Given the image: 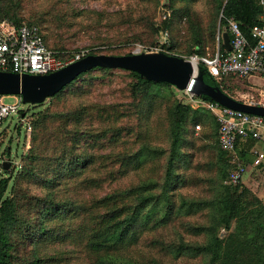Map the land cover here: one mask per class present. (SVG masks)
I'll use <instances>...</instances> for the list:
<instances>
[{
  "label": "trees",
  "instance_id": "trees-1",
  "mask_svg": "<svg viewBox=\"0 0 264 264\" xmlns=\"http://www.w3.org/2000/svg\"><path fill=\"white\" fill-rule=\"evenodd\" d=\"M72 1L73 19L89 14L87 8H78L75 0L60 3L70 7ZM141 1L155 5L159 0ZM192 1L166 0L170 13L161 23L155 25L141 14L143 24L138 31H132V24L139 21L128 12L114 13L123 36L108 43H90L91 50L81 57L102 53L97 48L101 44L115 50L114 55L131 54L122 52V46H154L160 32L170 30L173 22L182 18L193 33L186 56L212 55L205 48L215 42L217 20L221 29L227 18H233L252 41L251 29L264 14V6L255 0H212L213 10L204 25L194 21L189 6ZM19 4V0H4L0 20L36 25L47 48L57 58L71 60L73 54L63 44H48L47 33L39 25L40 18L45 19L25 20ZM94 12L100 20V11ZM55 16L59 21L66 19L62 10ZM177 47L171 42L163 49L180 56L173 53ZM115 71L128 76L123 100L70 103L72 95L104 85L103 78ZM198 73L207 84L229 94L227 82L216 80L204 65H198ZM172 88L134 71L94 67L34 105L44 108L30 122V144L23 165L12 173L1 164L0 264H264L263 200L242 180L228 182L238 165L250 166L256 141L247 138L237 141L232 150L222 149L215 116L176 99ZM161 105H166L167 149L154 147L147 139V121ZM188 125H201V139L210 141L205 147L211 154L204 163L192 165L193 154L185 151L194 145L187 138ZM162 158L164 168L159 174L157 164ZM190 168L207 174L191 175L187 173ZM128 171L135 173L136 181L120 185ZM189 183L205 185L209 195L189 197L177 190ZM199 213L202 222L187 220ZM142 240L146 251L138 248Z\"/></svg>",
  "mask_w": 264,
  "mask_h": 264
},
{
  "label": "rangeland",
  "instance_id": "rangeland-1",
  "mask_svg": "<svg viewBox=\"0 0 264 264\" xmlns=\"http://www.w3.org/2000/svg\"><path fill=\"white\" fill-rule=\"evenodd\" d=\"M165 1L166 0H159L158 3L154 5L152 2L147 3L141 0H75V5L78 6V8H87L90 12H88L89 14H83L73 19V1L69 7L67 4H61L60 0H19V13L25 20L37 19L40 17L44 18V21L40 18L39 25L44 32L47 33L48 44H63L66 51L73 54L74 58L75 55H82L89 52V50H91L89 47L90 43H108L123 36L125 32L122 30V27L118 29V17L114 15V13L121 14L128 12L134 20H138L139 24H132V31H138L143 24V19H140L141 14H144V17L148 19L151 18L155 25H159L163 20V15L167 16L170 13L169 9L164 4ZM1 3H4V0H0V7ZM183 3L184 2H178V5ZM189 6L194 13V21L198 19V21L205 25L213 10L212 0H194L190 2ZM60 10L66 15L65 20L59 21L56 19L55 13ZM94 11H100L102 16L100 20ZM73 22L75 26H73ZM132 31L128 32V34ZM166 32V44L174 42L179 46L173 50V53L188 58V56H186V51L191 47V37L193 33L188 29L187 20L185 18L175 20L171 29ZM205 35H207V33ZM158 40H161V37H158ZM98 46L100 47L97 48L102 50L104 54L115 53V50L107 48L106 45L101 44ZM216 47L217 43L215 37V42L212 45H207L205 48L206 53H214ZM121 48L122 52L130 51L134 53L143 51V46L139 43L133 44L131 48L130 46H122ZM140 48L141 50L139 51ZM99 81L101 80L99 79ZM103 82L105 83L104 85L92 88V91L88 93L83 95H72L70 97V103L75 106L80 102L85 104L90 102L110 103L123 100L124 92L122 93V91L128 82L126 73L115 71L113 75L103 78ZM226 82V90H228L229 95L233 98L246 103L250 102L264 105V80L255 77L250 79L228 78L225 80V83ZM172 90L176 99H180L187 103L185 91H180L176 88H172ZM1 96L2 101L5 103L13 104L19 100V96L16 95ZM169 99H172L170 95ZM17 106L18 109L24 110L25 112L10 113L8 117L0 122V175H3L4 169L1 167L3 161H8L7 170L12 171V173L18 171L23 165V157L24 154L27 153L30 144V128L28 129V127L36 112L44 108V105L39 107L23 102H19ZM165 106L166 105H161L147 121L150 128L147 139L154 147H164L167 149L169 138L167 136L168 121L166 118ZM141 122H144L143 119H141ZM187 128V138L194 142V145L193 147L188 146L185 148V151L189 154H193L192 157H190L192 165H196L198 162L204 163L209 159L211 154V151L205 147V144L210 143V141L201 139V125L198 128L196 125L194 127L188 125ZM255 148L264 151V144L256 142L254 149ZM7 153H9L8 157L6 155ZM249 155L251 156L252 154L249 153ZM251 158L253 159L252 156ZM164 162L165 159L162 158L160 164L159 162L157 164V168L159 167V174L163 173ZM248 166L249 165H247L245 172L242 174L241 180L243 184L260 197L264 203V165L262 169H260V167L250 168V166ZM139 173L141 175L144 174L141 172ZM187 173L197 176L207 174L195 168H190ZM136 179L135 173L133 171H128V174L122 178L120 185L135 182ZM205 187L206 186L203 184L189 183L177 190L189 197H204L209 195ZM187 220L190 222H202L204 219L199 213L187 217ZM164 232L169 233L170 230ZM221 233H224V231H221ZM154 234L157 235V233ZM182 234L185 233L182 231ZM186 238L188 240L199 239L197 236L194 238L192 236H186ZM149 239L150 238H148V240ZM138 248L144 251L147 250V248L143 246V240L138 243Z\"/></svg>",
  "mask_w": 264,
  "mask_h": 264
},
{
  "label": "built area",
  "instance_id": "built-area-1",
  "mask_svg": "<svg viewBox=\"0 0 264 264\" xmlns=\"http://www.w3.org/2000/svg\"><path fill=\"white\" fill-rule=\"evenodd\" d=\"M264 6V0H255ZM166 15H163V19ZM229 35L230 50L223 44L222 33ZM166 31H161V40L151 47H143L145 52L164 51L166 44ZM252 41L242 33L238 23L233 18H227L226 24L218 28L214 53L207 55L193 54L186 59L198 69L202 64L208 73L216 80L228 78H259L264 80V14L258 17V23L251 29ZM224 45V44H223ZM141 48L139 49V51ZM142 52V51H140ZM81 55H75L69 61L57 58L55 52L47 48L41 30L36 25H16L9 19L0 20V70L14 73L47 74L64 65L77 60ZM187 103L194 109L203 108L210 111L218 122V142L224 150H232L239 140L247 138L264 144V116L250 114L222 106L215 101H208L185 91ZM5 103L0 97V122L10 113H18V103ZM250 103V102H247ZM258 104V103H252ZM262 105V104H259ZM199 126H197L198 128ZM30 127H28L29 129ZM254 153L250 168L262 167L264 164V151L252 149ZM249 167V166H248ZM247 166L238 165L230 172L228 182L235 184L242 179Z\"/></svg>",
  "mask_w": 264,
  "mask_h": 264
},
{
  "label": "water",
  "instance_id": "water-1",
  "mask_svg": "<svg viewBox=\"0 0 264 264\" xmlns=\"http://www.w3.org/2000/svg\"><path fill=\"white\" fill-rule=\"evenodd\" d=\"M222 38L225 48L230 50L228 33L223 32ZM94 67L134 71L146 80L166 82L180 91L207 96L222 106L264 116V105L246 103L233 98L219 87L207 84L191 60L163 51H142L123 55L88 54L47 74L0 70V95H16L20 96L23 103L41 104L80 73ZM3 166L7 169L8 161H3Z\"/></svg>",
  "mask_w": 264,
  "mask_h": 264
},
{
  "label": "crops",
  "instance_id": "crops-1",
  "mask_svg": "<svg viewBox=\"0 0 264 264\" xmlns=\"http://www.w3.org/2000/svg\"><path fill=\"white\" fill-rule=\"evenodd\" d=\"M262 169V168H261Z\"/></svg>",
  "mask_w": 264,
  "mask_h": 264
}]
</instances>
